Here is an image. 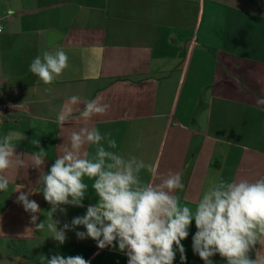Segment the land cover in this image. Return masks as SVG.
<instances>
[{
    "label": "crops",
    "instance_id": "crops-1",
    "mask_svg": "<svg viewBox=\"0 0 264 264\" xmlns=\"http://www.w3.org/2000/svg\"><path fill=\"white\" fill-rule=\"evenodd\" d=\"M0 21V103L23 104L0 115V138L16 133V154L25 162L7 173L8 189L0 192V264H41L55 254L127 264L118 246L99 249L91 238L78 239L83 226L68 230L63 244L51 238L48 223L70 225L96 202L88 177L84 206L62 205L66 213L51 216L42 192L29 196L40 206L43 230L17 203L20 192L43 187L39 177L58 146L80 127L111 133L112 151L125 160L135 156L160 173H180L185 187L176 194L193 209L220 178L264 176V104L257 103L264 99V0H0ZM57 49L69 66L45 85L29 65ZM73 95L81 102L61 127L58 113ZM97 97L110 108L85 124L79 110ZM37 142L47 156L40 170L31 166ZM140 176L150 179L146 169ZM195 232L193 221L182 241L185 264H204L192 249ZM212 259L226 264L219 254ZM174 264H181L178 251Z\"/></svg>",
    "mask_w": 264,
    "mask_h": 264
},
{
    "label": "clouds",
    "instance_id": "clouds-1",
    "mask_svg": "<svg viewBox=\"0 0 264 264\" xmlns=\"http://www.w3.org/2000/svg\"><path fill=\"white\" fill-rule=\"evenodd\" d=\"M68 55L63 49L44 51L29 65V71L45 85H51L68 68ZM81 102L73 95L63 105L57 120L61 127L74 119V106ZM264 104V99H258ZM110 105L101 97L86 100L79 110L85 124L93 117L107 113ZM16 133L0 138V192L7 191L10 170L23 167V155L16 154ZM94 147V153L88 151ZM31 158V166L40 170L44 166L46 151L39 147ZM117 142L111 133L102 134L96 127H80L72 131L67 141L58 146L59 155L50 169L39 177L43 187L20 192L17 203L32 213L30 222L35 230H43L45 221L39 220V204L29 196L42 192L51 205L49 213L62 205L83 207L88 185L84 177L93 181L96 202L89 204L83 216L74 217L71 224L58 228V221L47 224L51 238L59 244L66 240V232L83 226L86 232H76L78 239L91 238L99 249L117 248L128 257L127 264H174L177 251L181 264L186 255L182 241L189 236L195 222L192 249L204 264H214L219 256L226 264H264V176L255 180L240 178L227 181L220 178L212 182L197 200L195 208L181 204L177 190H183L180 173L159 172L158 165L128 160L112 149ZM150 175L141 179L142 170ZM259 246V247H258ZM254 257V258H253ZM41 264H89L82 256L43 255Z\"/></svg>",
    "mask_w": 264,
    "mask_h": 264
},
{
    "label": "built area",
    "instance_id": "built-area-1",
    "mask_svg": "<svg viewBox=\"0 0 264 264\" xmlns=\"http://www.w3.org/2000/svg\"><path fill=\"white\" fill-rule=\"evenodd\" d=\"M3 24L0 21V34L3 32ZM18 107H23L22 103H0V115L3 116L7 113V111L18 108Z\"/></svg>",
    "mask_w": 264,
    "mask_h": 264
},
{
    "label": "rangeland",
    "instance_id": "rangeland-1",
    "mask_svg": "<svg viewBox=\"0 0 264 264\" xmlns=\"http://www.w3.org/2000/svg\"><path fill=\"white\" fill-rule=\"evenodd\" d=\"M2 23V22H1ZM4 27V26H3Z\"/></svg>",
    "mask_w": 264,
    "mask_h": 264
}]
</instances>
